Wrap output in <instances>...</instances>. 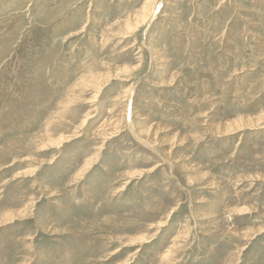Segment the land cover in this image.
Masks as SVG:
<instances>
[{
  "label": "rangeland",
  "instance_id": "rangeland-1",
  "mask_svg": "<svg viewBox=\"0 0 264 264\" xmlns=\"http://www.w3.org/2000/svg\"><path fill=\"white\" fill-rule=\"evenodd\" d=\"M0 264H264V0H0Z\"/></svg>",
  "mask_w": 264,
  "mask_h": 264
}]
</instances>
